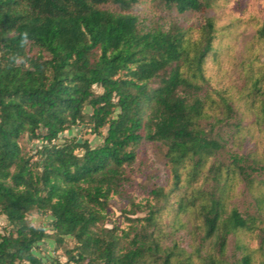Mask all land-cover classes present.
<instances>
[{
	"label": "trees",
	"instance_id": "obj_1",
	"mask_svg": "<svg viewBox=\"0 0 264 264\" xmlns=\"http://www.w3.org/2000/svg\"><path fill=\"white\" fill-rule=\"evenodd\" d=\"M139 1L0 0V215L7 221L0 264H220L200 247L195 262L177 242L163 244L162 212L178 190V211L197 215L200 240L213 239L220 254L229 234L253 231L254 220L226 209L228 185L249 174L240 156L228 164L217 158L223 126L239 131L240 124L231 123L230 97L204 72L218 39L214 19L204 18L196 38L175 22L142 27L129 12ZM158 1L178 14L214 2ZM258 36L264 41V20ZM81 124L102 137L99 144L63 134ZM144 141L166 146L172 186L152 190L164 202L126 241L128 233L98 224ZM200 177L221 187H192ZM32 212L49 214V228L33 225ZM45 239L64 249V262L36 254ZM252 262L245 253L235 264Z\"/></svg>",
	"mask_w": 264,
	"mask_h": 264
},
{
	"label": "rangeland",
	"instance_id": "obj_2",
	"mask_svg": "<svg viewBox=\"0 0 264 264\" xmlns=\"http://www.w3.org/2000/svg\"><path fill=\"white\" fill-rule=\"evenodd\" d=\"M129 12L138 16L142 27L159 25L168 28L175 22L189 28L193 38L198 36V27L205 17L214 19L218 39L214 44L215 53L206 58L204 72L213 87L230 97L233 109L231 123L240 124L239 131L232 124L223 126L224 148L218 152L217 158L228 164L231 156L236 154L243 159L249 174L246 179H238L236 184L226 187L225 203L227 212L236 208L242 217L254 220L253 231L229 234L225 251L220 254L213 239L200 240L197 215L178 211V194L184 192L178 190L168 197L162 212L161 231L166 235L163 244L171 246L177 242L185 252L192 253V257L194 252L195 262H198L196 249L200 247L202 256L219 258L220 264H235L245 253L251 254L252 264H262L264 253H261L259 245L260 236L264 237V169L259 168L264 165V113L257 106L258 100L264 103V78L259 85L260 92H253L252 84L264 74V41L258 36V28L264 20V0H214L212 7L206 10L184 14L164 8L158 0H140ZM95 90L100 91V88L95 87ZM255 93L257 101H253ZM86 110L90 111V108L86 107ZM63 134L76 136L78 140L88 139L93 146L102 140L83 124ZM165 153L166 146L161 143L144 141L141 144L136 162L126 167L127 180L121 194L110 196L105 218L99 227L115 228L119 234L128 233L126 241L141 230L148 210L164 202L161 197L153 195L152 190L162 188L168 192L172 186ZM192 187H201L209 192L217 191L221 185L200 177ZM28 218L35 226L49 228V214L32 212ZM5 226L7 221L0 215V232ZM68 242V245L72 244L71 240ZM54 247L52 239H45L35 252L44 258L57 256L64 262V249L54 250Z\"/></svg>",
	"mask_w": 264,
	"mask_h": 264
},
{
	"label": "clouds",
	"instance_id": "obj_3",
	"mask_svg": "<svg viewBox=\"0 0 264 264\" xmlns=\"http://www.w3.org/2000/svg\"><path fill=\"white\" fill-rule=\"evenodd\" d=\"M24 37H25V40H26V37H27V34L25 33L24 34ZM20 61L18 60L17 63H19Z\"/></svg>",
	"mask_w": 264,
	"mask_h": 264
}]
</instances>
